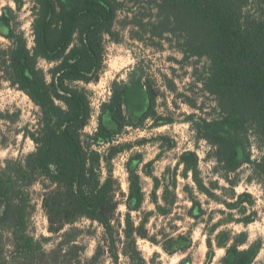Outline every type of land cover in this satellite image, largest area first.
Masks as SVG:
<instances>
[{
	"label": "trees",
	"instance_id": "trees-1",
	"mask_svg": "<svg viewBox=\"0 0 264 264\" xmlns=\"http://www.w3.org/2000/svg\"><path fill=\"white\" fill-rule=\"evenodd\" d=\"M146 1L157 11L152 26L160 31L158 36H178L179 50L186 60H209L201 84L206 93L215 97L218 115L199 120L191 117L198 140L212 146L215 162L226 173L236 172L248 163L264 184V155L251 160L248 151L252 135L264 147V0ZM123 8L120 0H35L31 48L24 34L17 35L11 28L10 19L0 17V22L10 29L7 37L13 41L12 47L1 51L0 71L40 110L36 129L28 135L36 150L25 157L7 159L0 167V264L45 261L44 244L31 233L35 212L31 188L40 180H44L43 208L49 232L59 237L55 260L82 264L75 256L85 252V247L78 244L84 231L74 225L83 219L103 229L102 241L89 264H96L106 252L116 260L119 246L124 255L145 263L139 239L159 245L168 253L178 243L165 233L161 235L163 241L157 234L151 235L147 229L149 219L138 225L132 220L131 213L140 212L145 202L140 179L132 172L125 222L117 219V196L122 184L113 169L103 175L102 163L111 166L118 151L113 147L103 155L92 145L112 143L128 127L141 128L145 121L156 117L159 95L151 82L146 79L141 85L140 76L136 83L144 86L149 100L148 110L138 122H131L125 114L130 87L124 81L114 82L111 98L102 105L97 130L89 137L92 144L86 143L83 136L93 110L88 92L79 84L99 81L105 70V37L115 38V25ZM141 24L137 22L136 26ZM40 60L52 67L45 72L39 67ZM106 114L117 126L116 131L106 126ZM181 163L194 174L198 189L211 195L199 177L197 155L185 152ZM240 196L251 198L248 193ZM162 200L167 206L177 203L178 196L170 185L165 186ZM157 209L168 214L164 207ZM248 240L246 232L235 236L230 245L220 237L217 245L226 252L222 263L253 264L262 243L258 241L242 250ZM208 245L212 248L211 240Z\"/></svg>",
	"mask_w": 264,
	"mask_h": 264
},
{
	"label": "rangeland",
	"instance_id": "rangeland-1",
	"mask_svg": "<svg viewBox=\"0 0 264 264\" xmlns=\"http://www.w3.org/2000/svg\"><path fill=\"white\" fill-rule=\"evenodd\" d=\"M120 1L124 8L115 25L116 36L114 39L105 37V70L98 82L79 84L88 92L93 110V117L83 136L86 143L92 144L89 137L97 130L102 105L111 98L114 82L124 81L130 87L125 114L131 122H138L149 107L146 89L137 85L139 77H143L141 85L146 79L151 82L159 95L156 117L145 121L141 128L128 127L122 134L116 135L112 143L101 141L92 145L103 155L113 147L118 151L111 166L104 161L102 163L103 175L113 169L122 184L121 193L117 196V219L125 222L132 172L140 179L145 194L140 212L131 213L132 220L138 225L143 219H149L147 229L151 235L157 234L159 241H163L161 235L165 233L176 238L178 243L168 253L159 245L139 239L138 248L145 263L131 259V255H124L119 246L116 260L106 252L96 264H223L226 252L218 247L219 238L230 245L235 236L243 232L248 233L249 240L248 245L241 249L261 242L262 249L253 264H264L262 179L253 173L248 163H243L236 172L226 173L215 162L212 146L205 140H198L191 125L192 116L199 120L218 115L215 97L206 93L201 84V79L206 77L209 60H186L179 50L178 36H158L160 31L152 26L156 23L157 11L146 0ZM34 7L35 0H0V17L5 15L10 19L11 28L17 35L24 34L30 48L34 46ZM137 22L142 24L136 26ZM9 33L10 29L0 22V55L1 51L13 45L7 37ZM39 67L47 72L52 65L40 60ZM39 114V108L28 95L6 81L0 71V167L7 159L25 157L36 150L28 135L35 131ZM104 122L110 130L116 131L117 126L109 114L104 116ZM188 151L197 155L199 177L211 195L198 189L193 180L194 174L187 172L181 163L182 155ZM248 151L251 160H258L264 155V147L254 135L251 136ZM240 157L244 159L243 155ZM43 181L31 188L35 206L31 233L42 240L47 252L45 261L40 264H71L69 259H54L58 254L55 248L59 237L49 232V221L43 208ZM45 184L51 187L48 182ZM167 185L178 196L175 205L167 206L162 200ZM172 185L176 188L173 189ZM245 193L251 198H241L240 195ZM157 207L166 208L168 214L159 212ZM74 227L84 231L78 238V244L85 247V252L76 254L75 259L89 264L102 241L103 229L96 222L86 219L80 220ZM222 232L225 235H221ZM9 239L5 237L8 251L11 246ZM209 240L212 248L208 245Z\"/></svg>",
	"mask_w": 264,
	"mask_h": 264
}]
</instances>
